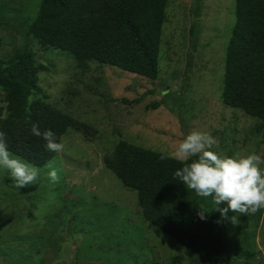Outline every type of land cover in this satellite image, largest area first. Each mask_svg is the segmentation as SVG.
<instances>
[{"label": "rangeland", "instance_id": "374dc122", "mask_svg": "<svg viewBox=\"0 0 264 264\" xmlns=\"http://www.w3.org/2000/svg\"><path fill=\"white\" fill-rule=\"evenodd\" d=\"M41 3L0 0V58L32 49L47 68L39 71L42 92L31 98L97 134L86 139L69 129L58 141L63 151L41 167L12 153L40 170L28 187L18 189L0 167V264H264V209L238 213L233 224L190 190L192 211L203 208L205 219L198 215L197 243L184 245L144 219L136 191L104 163L120 140L173 156L193 130L213 136L223 156L264 159V121L222 99L235 0H168L155 81L93 60L79 67L69 51L45 48L29 33Z\"/></svg>", "mask_w": 264, "mask_h": 264}, {"label": "trees", "instance_id": "16d2710c", "mask_svg": "<svg viewBox=\"0 0 264 264\" xmlns=\"http://www.w3.org/2000/svg\"><path fill=\"white\" fill-rule=\"evenodd\" d=\"M167 5L168 0H42L29 33L45 48L72 53L79 67L93 60L155 81ZM235 13L222 99L225 105L264 121V0H235ZM43 68L47 67L37 64L30 48L0 58V87L6 102L0 106V130L6 133L11 153L39 167L55 152L30 133L34 123L41 131L52 130L57 142L69 129L86 139L97 134L93 126L44 98H31L42 92L39 71ZM104 163L126 187L136 191L146 221L184 245L197 243L202 222L190 207V190L174 177L181 162L120 140ZM215 206L225 208L227 203ZM237 214L229 211L227 217Z\"/></svg>", "mask_w": 264, "mask_h": 264}, {"label": "clouds", "instance_id": "9594fccd", "mask_svg": "<svg viewBox=\"0 0 264 264\" xmlns=\"http://www.w3.org/2000/svg\"><path fill=\"white\" fill-rule=\"evenodd\" d=\"M30 133L42 138L50 152H61L62 142H57L56 134L48 129L41 131L33 124ZM217 140L207 132L193 130L176 147L173 156L183 164L174 173L175 178L192 190L199 197L209 198L215 205L227 203L225 208H217L222 217L229 211L241 215H252L264 209V159L261 155L251 152L245 155L223 156L213 150ZM161 155V159H165ZM195 158V159H193ZM0 167L7 169L15 186L25 188L33 185L39 177L40 170L14 156L8 148L6 133L0 130ZM53 183L60 180L59 170L47 165ZM200 218L205 219V210L200 208ZM233 224L239 223L233 215Z\"/></svg>", "mask_w": 264, "mask_h": 264}]
</instances>
